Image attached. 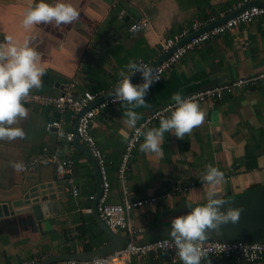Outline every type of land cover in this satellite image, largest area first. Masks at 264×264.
<instances>
[{"label":"crops","instance_id":"obj_1","mask_svg":"<svg viewBox=\"0 0 264 264\" xmlns=\"http://www.w3.org/2000/svg\"><path fill=\"white\" fill-rule=\"evenodd\" d=\"M244 1L63 0L80 13L77 21L25 29L21 24L24 13L39 0H0V42L10 36L15 45L27 43L40 54L39 66L54 82L43 84V74L41 87L33 88L29 94L58 96L75 81L77 96L85 92L104 95L114 90L121 79L119 73L127 71L129 61L151 65L166 50L168 38L190 29L194 22L205 27L220 20L244 5ZM44 2L54 4L56 0ZM142 20L148 22L147 29L131 33L129 27ZM260 71H264V17L214 36L187 53L159 83L150 87L145 97L148 106L134 111L141 120L172 102L175 93L184 97ZM23 103L27 117L18 118L10 127L21 128L25 138L0 140V204L21 198L37 183H54L56 194H60L58 189L62 187L64 195L58 198L61 205L52 210L50 219L37 221L32 214L24 213L0 220V264L38 263L52 255L81 253L103 246L107 238L92 215L93 201L89 199L97 191L93 168L66 139L74 127L71 111ZM199 106L206 113L204 122L183 140L165 133L162 157L146 155L138 146L130 161L126 193L117 178L128 139L121 135V129L128 132V137L133 130L123 124L125 109L120 103L115 104L101 109L93 119L91 132L108 162L109 202L122 203L125 197L132 201L159 199L155 206L132 211L130 224L137 231L151 229L168 210L207 202L209 185L201 183V177L208 165L224 173L216 197L235 195L264 184V82ZM50 123L54 126L48 129ZM158 126L159 122L145 130ZM45 149L49 154L58 149L63 159L72 162L67 178L78 185L77 196L66 181L57 179L52 164L44 163L28 172L13 168L14 163L24 165ZM151 240V236L134 238L137 243ZM209 260L211 264H231ZM130 264L182 261L173 263L148 256L134 258ZM201 264H208V260Z\"/></svg>","mask_w":264,"mask_h":264},{"label":"clouds","instance_id":"obj_2","mask_svg":"<svg viewBox=\"0 0 264 264\" xmlns=\"http://www.w3.org/2000/svg\"><path fill=\"white\" fill-rule=\"evenodd\" d=\"M80 13L70 3L56 0L54 4L39 0L30 6L24 13L21 21L25 29L34 28L41 24L55 22L59 25H70L77 21ZM135 27V26H134ZM40 54L27 43L17 46L12 38L6 37L0 42V140L24 139L25 133L19 127H10L17 119H24L28 111L23 101L29 96L30 91L41 87V77L44 69L39 66ZM127 71L119 73L121 79L109 93L112 103H120L125 109L123 124L135 130L137 137H143L139 150L146 155L160 158L163 156V141L165 133H173L178 139L183 140L195 127L200 126L206 113L200 109L193 98H183L180 93L171 97L174 104L163 111L170 116H162L159 126L145 130L144 125L137 127L140 115L135 108L147 107L145 97L150 87L160 80L159 70L142 62L129 61ZM136 73L141 74L142 83L132 84L131 77ZM121 135L127 139L128 132L122 128ZM13 168L23 171L22 163H14ZM224 182V173L218 168L208 165L201 177V183L209 185L207 203L203 206L191 208L184 215L171 219L170 239L174 242L175 254L182 264H201L207 258L206 250L200 246L207 238L209 231L219 233L222 225L239 222L243 208H227L222 211L221 206L225 201L216 199L218 186ZM167 246V240L164 242ZM211 264V260H208Z\"/></svg>","mask_w":264,"mask_h":264},{"label":"built area","instance_id":"obj_3","mask_svg":"<svg viewBox=\"0 0 264 264\" xmlns=\"http://www.w3.org/2000/svg\"><path fill=\"white\" fill-rule=\"evenodd\" d=\"M245 3L248 1L245 0ZM264 17V5L263 6H252L245 11L241 12L239 15L229 19L227 22L214 27L204 33L194 37L186 44L178 48L173 54H171L165 61H163L156 68L159 70L160 80L154 84L159 83L164 74L171 69L173 66L178 64L180 60L186 56L187 53L193 51L199 47L202 43L209 40L214 36L221 35L228 31H231L238 25H248L254 20ZM135 26V27H134ZM148 27V22L142 20L136 24L129 27L131 33H136L139 31H144ZM203 27L200 22H194L191 28H185L182 32L168 38L165 41L164 48L168 49L172 47L175 43L181 41L184 37L190 35L191 33L199 30ZM144 63V62H142ZM148 65L147 63H144ZM149 66V65H148ZM137 74V73H136ZM142 79L137 81L135 84L142 83ZM264 82V71H260L256 75L250 77H239L227 83L216 85L214 87H209L205 89L198 90L190 95L184 96L183 98H193L196 103H215L223 99L227 95H233L238 92L249 90L257 87L260 83ZM134 84V85H135ZM76 82H71L64 92L58 96L51 95H38L29 94V96L24 101L25 103H34L38 105L51 106L58 111H71V118L74 120L78 113H80L85 107H87L91 102L100 96V94H92L90 92H85L82 96H77L76 92ZM119 104V103H115ZM111 97L100 103L98 106L91 108L85 112L80 118L77 126V134L81 142L91 151L93 156L97 159L100 174L102 178V195L98 201L97 210L108 228H110L115 233H122L127 235H136L140 232L137 231L130 224V216L132 211L138 208L146 206H155L158 197H150L144 200L132 201L125 197L122 203H111L109 202V195L111 190V183L108 177V162L99 147L96 138L93 136L92 122L95 116L101 109L108 108L112 105ZM174 104V101L165 103L164 105L153 110L150 114L145 116L143 119L139 120L137 127L141 125L146 126V128L153 126L162 116H167L170 113H166L163 110L169 105ZM54 126V123L48 124L47 128L50 129ZM74 138V133L70 132L67 134L66 139L68 142H72ZM142 141V136L137 137L135 135V130L131 131L129 135L125 149L122 154L121 162L117 168V178L120 182L123 190L126 193L128 172L130 170V161ZM44 163L52 164L56 167L57 179L59 181H66L70 185L71 192L74 196L79 194V187L73 180L68 179L67 176L70 173V168L72 162L68 159H63L60 150L49 154L45 149L41 154L31 158L24 164L23 172L34 171L40 165ZM183 189H178L181 192ZM186 190V189H185ZM176 191V192H178ZM171 193L172 195L176 194ZM220 197H216L218 199ZM89 199L94 201L96 199V194L90 195ZM91 212V209H87ZM167 240V246H164V241ZM202 249L206 250L207 258H203L201 262L207 261L209 259L213 260H223L231 264H261L264 263V241L261 242H243V241H219V240H205L201 245ZM152 256L154 258H166L173 263H178L181 260L175 254L174 242L170 238H156L154 240L137 243L134 239H129L126 241L125 247L122 251L117 252L112 255L95 258L93 260L77 261V260H62L55 261L48 264H112L117 262L118 264H130L134 258L142 259L144 257Z\"/></svg>","mask_w":264,"mask_h":264},{"label":"water","instance_id":"obj_4","mask_svg":"<svg viewBox=\"0 0 264 264\" xmlns=\"http://www.w3.org/2000/svg\"><path fill=\"white\" fill-rule=\"evenodd\" d=\"M264 2L260 0H255L250 3H245L237 10L226 15L220 20H217L209 25L200 28L199 30L191 33L190 35L184 37L181 41L175 43L172 47L166 49L164 53L154 61L150 67L156 68L163 61H165L171 54H173L178 48L186 44L188 41L197 37L198 35L204 33L207 30H210L214 27H217L229 19L239 15L241 12L252 6H263ZM43 84L52 85L54 81L49 79V75L44 74ZM141 78V74L137 73L134 77L131 78V83L135 84ZM58 84V83H56ZM113 91V90H112ZM112 91L100 95L93 102H91L87 107H85L74 119L73 133L74 138L72 144L75 150L83 154L87 160L91 163V166L94 171L95 178L97 180V191L96 199L92 204V215L104 232L107 242L103 246L92 249L90 251L81 252V253H63L56 254L46 259L32 264H48L55 261L62 260H77V261H86L93 260L95 258H100L108 255L115 254L124 249L126 241L129 239H134L139 236H151L154 238H170L169 231L171 229L170 221L174 217L184 215L191 208L203 206L205 203H198L192 205H186L177 207L171 210L162 213L157 224L149 230L141 231L136 235H127L122 233H115L106 224L102 221L98 210L97 205L98 201L102 195V178L100 174V169L97 159L93 156L91 151L81 142L77 134V126L79 118L91 108L98 106L103 101L110 98L109 93ZM62 187L58 189L59 195L56 194L55 184L54 183H37L28 189V191L19 199L11 201L9 203L0 204V220L5 218L16 217L20 214L30 213L34 216L37 221H43L45 219H50L52 217V210L61 205L58 201V198H63L64 193H62ZM225 201V205L221 206V210L224 211L227 208H243V212L240 215L239 222L236 224H227L222 225L219 233L212 230L207 233L208 238L206 240H219V241H243V242H261L264 241V184L253 187L248 190H244L241 193L218 198Z\"/></svg>","mask_w":264,"mask_h":264},{"label":"trees","instance_id":"obj_5","mask_svg":"<svg viewBox=\"0 0 264 264\" xmlns=\"http://www.w3.org/2000/svg\"><path fill=\"white\" fill-rule=\"evenodd\" d=\"M152 239L154 240V239H156V238L152 237ZM221 261H223V260H221Z\"/></svg>","mask_w":264,"mask_h":264}]
</instances>
